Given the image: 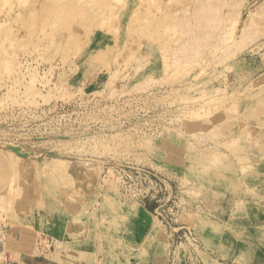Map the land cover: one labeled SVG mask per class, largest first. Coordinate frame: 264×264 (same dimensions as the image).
<instances>
[{
    "label": "rangeland",
    "instance_id": "rangeland-1",
    "mask_svg": "<svg viewBox=\"0 0 264 264\" xmlns=\"http://www.w3.org/2000/svg\"><path fill=\"white\" fill-rule=\"evenodd\" d=\"M263 29L264 0H0V264H264Z\"/></svg>",
    "mask_w": 264,
    "mask_h": 264
},
{
    "label": "crops",
    "instance_id": "crops-1",
    "mask_svg": "<svg viewBox=\"0 0 264 264\" xmlns=\"http://www.w3.org/2000/svg\"><path fill=\"white\" fill-rule=\"evenodd\" d=\"M264 30V29H263ZM264 33V31H263ZM258 46L254 47L256 52L260 51L262 57L260 59V73L264 71V40L262 43H258ZM261 76V75H260ZM258 136V137H257ZM251 145H248L246 151L247 158H260V154L264 153V144L260 145V137L257 134L255 140ZM264 170V165H263ZM153 207V205H152ZM150 205H144L147 214L154 210ZM146 208V209H145ZM33 249L27 245L20 256L13 257L11 260L16 264H105L108 260V254L103 246H98L94 243L84 242L81 240L63 241L50 251V253L44 256H37L32 253Z\"/></svg>",
    "mask_w": 264,
    "mask_h": 264
},
{
    "label": "built area",
    "instance_id": "built-area-1",
    "mask_svg": "<svg viewBox=\"0 0 264 264\" xmlns=\"http://www.w3.org/2000/svg\"><path fill=\"white\" fill-rule=\"evenodd\" d=\"M149 175H151V176H153L154 177V175H152L151 173H149ZM152 181V180H151ZM152 195V194H151ZM149 196V194H147V195H145V196H143L142 198H147ZM5 264H12V263H5Z\"/></svg>",
    "mask_w": 264,
    "mask_h": 264
},
{
    "label": "bare ground",
    "instance_id": "bare-ground-1",
    "mask_svg": "<svg viewBox=\"0 0 264 264\" xmlns=\"http://www.w3.org/2000/svg\"><path fill=\"white\" fill-rule=\"evenodd\" d=\"M144 211V213H146V210H143Z\"/></svg>",
    "mask_w": 264,
    "mask_h": 264
}]
</instances>
